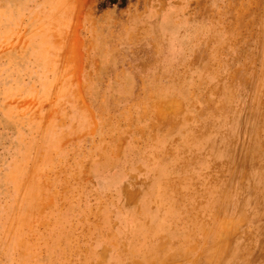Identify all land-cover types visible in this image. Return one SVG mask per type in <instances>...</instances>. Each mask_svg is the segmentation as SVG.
Here are the masks:
<instances>
[{"label":"rangeland","instance_id":"obj_1","mask_svg":"<svg viewBox=\"0 0 264 264\" xmlns=\"http://www.w3.org/2000/svg\"><path fill=\"white\" fill-rule=\"evenodd\" d=\"M0 264H264V0H0Z\"/></svg>","mask_w":264,"mask_h":264},{"label":"bare ground","instance_id":"obj_2","mask_svg":"<svg viewBox=\"0 0 264 264\" xmlns=\"http://www.w3.org/2000/svg\"><path fill=\"white\" fill-rule=\"evenodd\" d=\"M166 100H167V99H166ZM170 101H171V99H170ZM172 101H173V100H172ZM162 103H163V102H162ZM167 103H169V102L167 101ZM170 103H171V102H170ZM173 103H174V102H173ZM173 103H172V105H173ZM163 104H164V103H163ZM166 106H167V105H166ZM174 106H175V104H174ZM176 106H177V105H176ZM168 107H170V106L168 105ZM164 108H165V107H164ZM171 108H174V107L171 106ZM157 109H158V108H157ZM168 109H169V108H167V112L169 111ZM176 109H177V108H176ZM160 110H161V109H160ZM160 110H159V112H160ZM164 111H165V109H164ZM170 111H171V110H170ZM172 111H173V110H172ZM172 111H171V112H172ZM174 111H176V110L174 109ZM174 111H173V113H174ZM162 112H163V111H162ZM163 113H164V112H163ZM163 113H162V114H163ZM158 114H159V113H158ZM165 114H166V112H165ZM156 116H157V115H156ZM160 116H161V115H160ZM160 116H159V118H158L159 120L161 119V117L163 118L164 115H162L161 117H160ZM157 117H158V116H157ZM163 119H164V118H163ZM165 119H166V118H165ZM165 119H164V120H165ZM161 121H162V120H161ZM121 146H122V145H121ZM118 147H119V146H118ZM123 194H124V193H123ZM124 197H125V195H124ZM132 199H133V198H132ZM46 203H47V201H46ZM222 226H223V225H222Z\"/></svg>","mask_w":264,"mask_h":264}]
</instances>
